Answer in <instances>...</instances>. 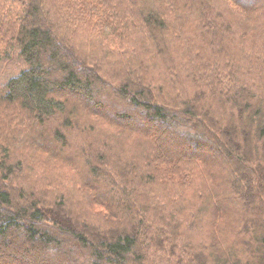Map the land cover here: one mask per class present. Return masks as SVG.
<instances>
[{
	"label": "trees",
	"instance_id": "1",
	"mask_svg": "<svg viewBox=\"0 0 264 264\" xmlns=\"http://www.w3.org/2000/svg\"><path fill=\"white\" fill-rule=\"evenodd\" d=\"M0 264H264V0H0Z\"/></svg>",
	"mask_w": 264,
	"mask_h": 264
},
{
	"label": "rangeland",
	"instance_id": "2",
	"mask_svg": "<svg viewBox=\"0 0 264 264\" xmlns=\"http://www.w3.org/2000/svg\"><path fill=\"white\" fill-rule=\"evenodd\" d=\"M19 60L14 59L11 63L0 62V78L13 75L21 68Z\"/></svg>",
	"mask_w": 264,
	"mask_h": 264
}]
</instances>
